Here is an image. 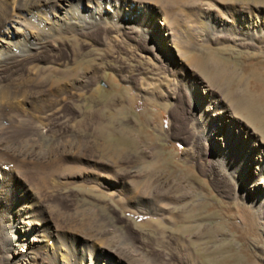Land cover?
<instances>
[{"label": "rangeland", "instance_id": "1", "mask_svg": "<svg viewBox=\"0 0 264 264\" xmlns=\"http://www.w3.org/2000/svg\"><path fill=\"white\" fill-rule=\"evenodd\" d=\"M149 1L166 14L171 10L177 61L264 141V96H253L243 71L249 63H264V45L206 41L198 21L202 5L219 12L264 9V0ZM113 32L100 27L87 39L63 38L54 52L57 60L37 61L29 65L31 73L16 62L13 68L0 66L1 78H8L0 97L7 105L0 109V162L13 172L17 188L29 187L47 203L62 229L116 246L129 264H162L166 256L172 264H195L193 250L198 264H239L237 252L245 241L231 228L241 224L239 209L221 196L233 185L226 177L212 181L204 172L209 160L190 144L197 129L184 81L174 67L144 52L148 42ZM99 172L114 178V186L87 178ZM138 197L171 203L184 222L145 214L134 202ZM221 199L228 200L231 217L216 210ZM262 227L260 247L251 239L246 243L264 257Z\"/></svg>", "mask_w": 264, "mask_h": 264}, {"label": "bare ground", "instance_id": "2", "mask_svg": "<svg viewBox=\"0 0 264 264\" xmlns=\"http://www.w3.org/2000/svg\"><path fill=\"white\" fill-rule=\"evenodd\" d=\"M153 4L149 0H0V66L13 68L16 62L25 69L44 58L57 60L54 52L60 50L63 38L82 36L87 39V34L100 27L113 29L116 33L125 31L132 41L148 42L143 47L144 52L174 67L185 83L190 120L197 129L190 144L199 147L201 159L209 160L204 172L212 181L226 177L233 185L231 192L222 190L221 196L239 209L237 218L241 224H231V228L239 233L236 239L245 241L237 252L239 264H261L264 257L249 248L246 241L251 239L255 248L260 247V224L264 233L263 138L233 114L230 105L211 86L177 61L178 35L172 31L170 15H167L171 10L166 14ZM198 12V21L205 26L202 39L264 45V9L261 7L247 6L219 12L210 5H202ZM255 62L245 65L243 71L250 79L249 89L253 96L262 98L264 63ZM30 69L29 66L26 71L30 72ZM2 75L0 68V97L8 79H2ZM135 90L144 95L148 93L147 87ZM4 105L7 106L0 101V109ZM92 175L87 178L101 181L106 188L114 186L111 176L103 172ZM13 177V172L0 162V264H129L122 254L116 253V246L107 247L94 236L62 229L49 214L47 203L29 187L21 189L19 186L18 189ZM138 198L134 202L145 214L164 216L171 219L172 224L184 222L183 213L170 210L171 203L156 204ZM220 202L216 210L220 215L231 217V207L226 204L228 200L221 199ZM212 210L216 211L215 207ZM192 254L198 257L194 250ZM197 257L195 264L199 263ZM161 263L172 264L167 256Z\"/></svg>", "mask_w": 264, "mask_h": 264}]
</instances>
